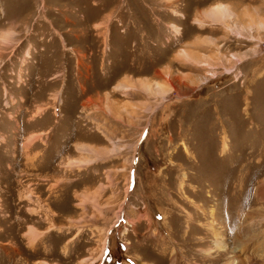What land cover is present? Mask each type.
I'll list each match as a JSON object with an SVG mask.
<instances>
[{
    "label": "rangeland",
    "instance_id": "1",
    "mask_svg": "<svg viewBox=\"0 0 264 264\" xmlns=\"http://www.w3.org/2000/svg\"><path fill=\"white\" fill-rule=\"evenodd\" d=\"M0 264H264V0H0Z\"/></svg>",
    "mask_w": 264,
    "mask_h": 264
}]
</instances>
